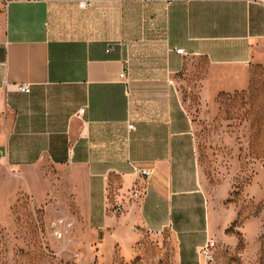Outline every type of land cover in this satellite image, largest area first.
<instances>
[{
  "label": "crops",
  "instance_id": "crops-1",
  "mask_svg": "<svg viewBox=\"0 0 264 264\" xmlns=\"http://www.w3.org/2000/svg\"><path fill=\"white\" fill-rule=\"evenodd\" d=\"M80 1L0 0V166L35 198L67 193L104 238L168 230L177 264H198L212 218L176 76L203 58L207 89L243 85L264 66V0Z\"/></svg>",
  "mask_w": 264,
  "mask_h": 264
},
{
  "label": "rangeland",
  "instance_id": "rangeland-1",
  "mask_svg": "<svg viewBox=\"0 0 264 264\" xmlns=\"http://www.w3.org/2000/svg\"><path fill=\"white\" fill-rule=\"evenodd\" d=\"M209 73L203 58H190L175 87L193 126L214 264H264V66L216 90L205 86ZM42 174L48 188L59 172L44 165ZM0 175V264H177L170 231L119 224L104 238L64 191L35 198L1 166Z\"/></svg>",
  "mask_w": 264,
  "mask_h": 264
},
{
  "label": "built area",
  "instance_id": "built-area-1",
  "mask_svg": "<svg viewBox=\"0 0 264 264\" xmlns=\"http://www.w3.org/2000/svg\"><path fill=\"white\" fill-rule=\"evenodd\" d=\"M89 5L88 0H82L79 2L78 6L80 8L87 7ZM179 52H182L181 50H178ZM119 78L124 80V83H127V77L125 71H122L119 73ZM17 90L21 92H28L29 86L27 84H20L16 86ZM129 130H132L134 126L132 124L127 125ZM133 172L137 174L140 178L143 180H146L149 176L151 171L147 168H139L134 165H132ZM143 191H141V188L137 185L132 186L130 189V192L128 194V199H136L141 196ZM121 209V204L116 203L115 204V210L119 211ZM215 240L213 238H206L203 244L199 245L196 248V255L198 259V264H214L215 260Z\"/></svg>",
  "mask_w": 264,
  "mask_h": 264
}]
</instances>
